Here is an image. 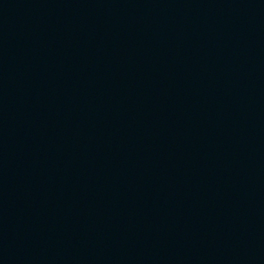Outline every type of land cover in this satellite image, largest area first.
I'll return each mask as SVG.
<instances>
[{
  "label": "water",
  "instance_id": "95a60500",
  "mask_svg": "<svg viewBox=\"0 0 264 264\" xmlns=\"http://www.w3.org/2000/svg\"><path fill=\"white\" fill-rule=\"evenodd\" d=\"M0 264H264V0H0Z\"/></svg>",
  "mask_w": 264,
  "mask_h": 264
}]
</instances>
